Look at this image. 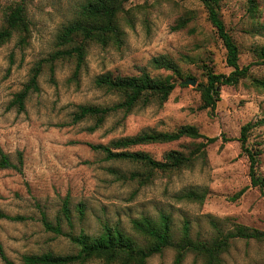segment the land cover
Masks as SVG:
<instances>
[{
    "label": "rangeland",
    "instance_id": "obj_1",
    "mask_svg": "<svg viewBox=\"0 0 264 264\" xmlns=\"http://www.w3.org/2000/svg\"><path fill=\"white\" fill-rule=\"evenodd\" d=\"M14 1L19 0H0V22L4 7ZM80 1L24 0L30 21L28 44L19 48L11 39L0 47V151L14 162L17 151L22 157L20 172L0 169V211L23 218H0L3 253L14 264H21L23 254L72 251L65 236L44 228L42 215L50 223L58 217L64 233L82 231L92 236L105 223L135 237L130 220L141 215L156 217L159 212L169 214L176 234L181 223L188 221L190 235L197 238L208 235L209 219L224 227L239 223L264 231V186L250 185L247 158L237 139L242 124L263 114L264 91L253 88L247 80L235 86L221 85L213 109L199 108L195 86L205 81V68L226 74L230 67L225 64L222 42L198 0H125L123 5L130 16L123 26L125 37L120 49L91 45L77 81L70 77V66L59 63L53 82L42 71L39 90L29 95L23 111L6 107L25 81L31 64L50 50L55 31ZM257 1V10L251 15L245 0H220L219 17L238 48V65L248 64L250 76L264 77V64L256 63L251 51L253 45L264 43V0ZM179 18L185 23L174 29ZM160 55L175 63L180 76L152 66L151 59ZM141 69L152 75L170 74L175 81L161 106L136 109L121 124L115 122L118 115L110 116L93 131H88L89 120L70 121L78 104L114 100L94 87L96 74H136ZM186 75L195 80L194 85L181 83ZM181 124H192L201 134L217 138L206 144L204 158L190 168L157 176L145 186L116 180L108 169H130L131 165L106 160L87 146L105 144L145 128L170 130ZM200 141L203 138L182 137L131 149L160 159L166 150L187 152ZM246 145L261 149L256 172L264 178V125L250 129ZM242 188L243 192L234 196ZM187 189L202 192V202L175 198ZM63 203L68 220L61 213ZM222 257L223 264H264V242L236 240ZM171 259L172 251L165 249L152 255L149 264H170ZM0 264H4L1 259ZM183 264L199 261L188 254Z\"/></svg>",
    "mask_w": 264,
    "mask_h": 264
},
{
    "label": "trees",
    "instance_id": "obj_2",
    "mask_svg": "<svg viewBox=\"0 0 264 264\" xmlns=\"http://www.w3.org/2000/svg\"><path fill=\"white\" fill-rule=\"evenodd\" d=\"M125 0H81L71 11V17L55 31L50 50L46 55L35 60L27 71L25 81L15 91L6 107L23 111L24 104L30 94L39 90L38 77L43 70L48 80L53 82V74L57 64L70 66V77L77 81L85 67V58L91 45L99 48L113 47L120 49L124 43V24L129 23V10L124 8ZM206 13V18L213 26L216 35L225 49V64L230 67L228 73H214L205 68V81L196 83L199 93V108L212 110L218 97V87L221 85L235 86L242 80L257 90L264 91V77L249 75V65L239 66L238 48L225 30L219 17L220 0H198ZM247 10L251 15L258 7L257 0H245ZM184 19H177L174 29L184 25ZM30 37V21L27 16L24 0L14 1L6 5L0 22V47L11 39L23 48L28 44ZM256 63L264 64V43L253 45L251 48ZM152 66L163 68L180 76L175 63L163 56L153 57ZM10 66V65H9ZM189 75L184 76L188 79ZM93 85L105 94L114 97L108 103H82L76 105L70 115V121L77 123L89 120L88 131L99 128L110 116H116L115 122L122 123L124 117L136 109L150 104L161 106L168 99L175 86L170 74L152 75L145 69L136 74H111L103 72L96 74ZM264 125L263 114L242 124L237 137L241 152L248 162V177L251 186L261 188L264 178L256 172L259 147H248L246 139L250 129ZM182 137L191 139L203 138L187 152L178 149H169L162 153L160 159L153 158L142 150H132L137 145L152 143H167ZM216 136L201 134L192 124H181L170 130H156L145 128L131 135L111 138L107 143H87V146L100 152L103 158L111 161H122L131 165L130 169L111 167L108 172L116 180L133 182L138 187L150 184L157 176L169 175L185 168H190L197 159L204 158L206 144L216 140ZM22 157L19 151L11 160L9 155L0 151V169H14L20 172ZM243 192L240 189L234 196ZM175 198L201 203L203 193L195 189H187L178 193ZM62 216L68 220L69 212L66 203L61 207ZM81 214L82 211L80 210ZM0 218L7 220H22L18 215H9L0 211ZM41 223L45 229L56 235H63L72 245L73 250L64 254H54L50 251L41 253L23 254L21 264H149L152 255L160 254L165 249L172 251L170 264H183L185 257L190 254L199 264H223V254L236 240H254L264 242V231L239 223H231L224 227L214 219H209V233L204 238L192 237L189 233L188 221L184 220L179 226L178 233L172 230L169 214L159 212L156 217L141 215L130 220V226L135 237L125 233L117 227L103 223L97 235H89L82 231L77 234L64 233L61 230L59 219L50 223L42 215ZM0 259L4 264H14L1 250Z\"/></svg>",
    "mask_w": 264,
    "mask_h": 264
},
{
    "label": "water",
    "instance_id": "obj_3",
    "mask_svg": "<svg viewBox=\"0 0 264 264\" xmlns=\"http://www.w3.org/2000/svg\"><path fill=\"white\" fill-rule=\"evenodd\" d=\"M181 83L194 85L195 84V80L191 79V78H188V79L182 80Z\"/></svg>",
    "mask_w": 264,
    "mask_h": 264
}]
</instances>
